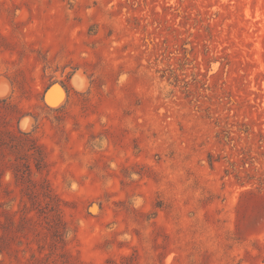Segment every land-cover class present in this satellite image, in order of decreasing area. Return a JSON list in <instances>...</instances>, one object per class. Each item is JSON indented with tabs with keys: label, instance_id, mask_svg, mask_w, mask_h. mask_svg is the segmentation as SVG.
Segmentation results:
<instances>
[{
	"label": "rangeland",
	"instance_id": "rangeland-1",
	"mask_svg": "<svg viewBox=\"0 0 264 264\" xmlns=\"http://www.w3.org/2000/svg\"><path fill=\"white\" fill-rule=\"evenodd\" d=\"M0 264H264V0H0Z\"/></svg>",
	"mask_w": 264,
	"mask_h": 264
},
{
	"label": "bare ground",
	"instance_id": "bare-ground-1",
	"mask_svg": "<svg viewBox=\"0 0 264 264\" xmlns=\"http://www.w3.org/2000/svg\"><path fill=\"white\" fill-rule=\"evenodd\" d=\"M3 91V90H2ZM5 92V91H4Z\"/></svg>",
	"mask_w": 264,
	"mask_h": 264
}]
</instances>
